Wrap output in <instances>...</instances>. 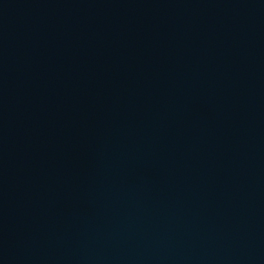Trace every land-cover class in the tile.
I'll list each match as a JSON object with an SVG mask.
<instances>
[{
    "label": "water",
    "instance_id": "95a60500",
    "mask_svg": "<svg viewBox=\"0 0 264 264\" xmlns=\"http://www.w3.org/2000/svg\"><path fill=\"white\" fill-rule=\"evenodd\" d=\"M0 264H264V0H0Z\"/></svg>",
    "mask_w": 264,
    "mask_h": 264
}]
</instances>
